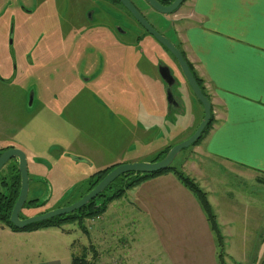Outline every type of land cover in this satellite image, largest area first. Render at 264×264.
I'll list each match as a JSON object with an SVG mask.
<instances>
[{
	"label": "rangeland",
	"instance_id": "rangeland-1",
	"mask_svg": "<svg viewBox=\"0 0 264 264\" xmlns=\"http://www.w3.org/2000/svg\"><path fill=\"white\" fill-rule=\"evenodd\" d=\"M66 1L80 2L79 15L76 9L68 12L71 10L63 8ZM131 1L159 34L177 43L172 17L178 10L172 14H162L151 8L144 0ZM22 6L33 12L26 13L21 9ZM104 6L92 5L89 0H0V76L14 81L10 83L11 85L0 81V144L3 141V146L13 145L12 134L16 129L15 124L23 123L37 108L39 103L29 105L27 96L34 88L39 92L38 78L44 81L45 86L46 77L49 79L54 77L51 82V87L54 89H63L64 83L67 86L71 85L74 74L65 70L57 73L46 70L34 71L37 52L44 51L47 59L70 51L68 49L72 46L67 44L70 43V38L66 33L80 34L82 31L81 27L69 29L68 23L71 22L69 19H73L74 22L79 19L83 23L88 20V13L91 10L100 7L101 13L99 11L94 13L95 20L111 16L112 30L123 35L122 40L127 44V46L120 44L114 47H109L108 44L101 46L107 50L117 51L121 60L119 70L116 71L118 82L113 87L117 93L111 88L96 99L111 104L112 111L101 108L99 115L96 116L95 127L86 128L87 132H91L88 134L91 148L88 149L87 155L91 157L93 165L71 161L66 155L56 166L51 167L45 163L35 165L36 173L39 175L37 178L31 165V169L28 170L27 200L38 197V201L44 202L40 206L31 207L28 203L25 204L20 211L21 217L34 216L72 204L77 198L73 194L80 188L83 190L82 184L87 181L89 175L110 165L113 161L118 163L115 159H119L120 153L127 152L131 159L140 157L152 161V158H156L167 147L174 146L189 137L201 121V119L192 120L191 108H189L187 119L181 121L183 126L180 127L178 124L176 128L170 129L167 131L168 134L158 139L161 129L153 132L150 128L154 124L160 125L165 111V93L158 64L163 63L164 56L167 58L170 56L172 62L174 58L133 18L122 15L121 11H115L113 8L107 11ZM119 31L123 33L120 34ZM92 38H85L90 41L80 40V47L96 51L98 45L102 43L93 41ZM142 50L144 51L142 58L130 74L129 68L134 61L133 51ZM30 59L35 60L32 66ZM82 73H77V77L84 75ZM75 84L71 89L76 87ZM132 87L142 96L140 108L137 106L135 90ZM54 100L50 104L58 110L62 107L60 111L67 117L68 111L66 112L63 101ZM115 103H118L121 110H113ZM85 109L80 114L81 123L93 115L92 111ZM133 145H136V148L130 152ZM156 146L162 149L154 152ZM194 146L181 150L171 164L178 167V161L186 160L188 156L193 155ZM2 173L7 174V169L2 168L0 175ZM246 187L249 189V186ZM254 190L257 191L252 195L254 201L246 197L248 205L246 203L243 205L238 199L232 201L234 205L232 212L235 211L236 225H233L235 231L228 233L226 230H221L220 226L224 238L225 264H264V187L257 185V189ZM131 191L126 190L121 197L111 200L104 212L85 218L79 224L73 222L61 227L41 228L34 231H12L4 226V233H0V264H33L35 261L49 258L66 261L68 255L82 253L90 264H132L131 260L137 256L147 259L148 264H171L174 261L177 264H195V259L202 258L204 264L209 262L210 254L199 245L200 241H208L201 229L189 231L185 226H176L162 215L154 216L153 210L147 211L143 222H140V219L135 220L131 213V211L136 212ZM167 201L172 200L167 199ZM248 206H255L256 211L249 209ZM252 225L255 226V230L250 232ZM243 227L246 232L240 230ZM211 235L213 236L212 232ZM240 242H256L257 247L242 249ZM214 245L217 261V247L216 244ZM71 260L72 256L68 261Z\"/></svg>",
	"mask_w": 264,
	"mask_h": 264
},
{
	"label": "crops",
	"instance_id": "crops-1",
	"mask_svg": "<svg viewBox=\"0 0 264 264\" xmlns=\"http://www.w3.org/2000/svg\"><path fill=\"white\" fill-rule=\"evenodd\" d=\"M177 10V14L172 17L177 40L175 44L209 99L213 114V123L193 147V155L177 163L179 169L206 193L221 230L229 233L235 231L233 225H236L232 201L238 199L243 205H248L246 197L254 201L252 195L257 193L254 189H257V185L264 187V0H186ZM143 53V50L133 51L134 61L129 68L130 74ZM162 58L164 63L172 67L178 81L174 86V95L180 106L169 107L165 94L164 117H161L160 125L150 127L153 132L161 129L158 139L178 124L182 125L181 121L188 117L189 108L192 120L199 121L203 116L202 106L188 88L176 62L166 56ZM120 60L116 53V61L112 62L116 65L115 71L109 70L106 61L105 71L99 70L98 79L103 85L98 95L90 96L84 92L80 99H76L73 107L63 94L52 98L48 96L47 88H44L46 96L38 102L37 108L23 123L15 124L12 143L25 151L33 166L35 178L39 177L35 165L45 163L51 167L56 166L66 155L71 161H77L73 157H79L83 161L77 162L93 165L91 157L87 155L91 148L88 140L91 132H87L86 128L95 127L96 116L101 108L111 110V104L96 99L108 89L116 91L113 87L118 82L116 73ZM162 83L165 93V84ZM133 89L140 108L142 96L136 88ZM142 94L145 96L143 91ZM54 99L63 101L68 111L67 117L60 111L62 107L58 110L50 104ZM114 105V111L121 110L118 103ZM84 108L92 111L93 115L81 123L80 114ZM135 148L136 145H133L130 152ZM76 149L79 151L76 152ZM160 149L162 147L156 146L153 150L157 152ZM119 155V159H115L118 163L113 161L106 167L138 160L147 161L140 157L131 159L127 152ZM127 191L133 193L136 212L131 213L135 220L143 222L147 211L153 210L154 216L162 215L176 226H185L189 231L201 229L208 241H200L199 245L211 256L207 264H217L215 243L206 217L195 196L172 173L147 178ZM167 199L172 201L168 202ZM248 208L256 211L255 206ZM240 230L246 232L245 227ZM254 230L255 226L252 225L249 231ZM4 231V226L0 225V233ZM240 245L242 249L257 247L256 242H240ZM70 256H67L66 261L49 258L33 264H71L68 261ZM131 261L132 264H148V260L140 256ZM194 263L204 264L203 258L195 259ZM171 264L177 263L174 261Z\"/></svg>",
	"mask_w": 264,
	"mask_h": 264
},
{
	"label": "water",
	"instance_id": "water-1",
	"mask_svg": "<svg viewBox=\"0 0 264 264\" xmlns=\"http://www.w3.org/2000/svg\"><path fill=\"white\" fill-rule=\"evenodd\" d=\"M119 1L132 14L136 21L173 56L177 66L179 67L183 75V78L191 89L195 99L202 106V119L196 127L195 131L189 137L177 143L176 145L171 146L161 159L155 161H135L118 164L114 166L89 192H87L84 196H82L80 199L76 200L72 204L64 207H58L56 209L34 216H29L26 218L19 217L20 211L25 202L27 201V195L29 190V175L27 169L26 154L20 148H9L4 150L0 153V170L8 161L16 159L20 175L19 193L12 207L9 218L13 226L18 229H23L28 225L47 220L55 216H62L68 214L83 207L122 174L130 172L149 174L166 169L171 165L174 158L178 155L181 150L192 146L200 138L205 127L209 123V120L211 118V103L203 93L201 86L199 85L197 79L195 78L181 51L170 40H168L163 35L159 34L140 14V12L129 2V0ZM145 1L151 8L162 14H172L184 2V0H172V2L168 5H164L158 0ZM158 71L161 79L165 84V94L169 107L180 106V104L176 102V98L174 95V86L178 84V81L175 77V74L173 73L172 67L168 63H159ZM178 97V100H180L179 102H181L180 96ZM73 159L77 161H83V159L79 157H73ZM42 202L44 201H39V204Z\"/></svg>",
	"mask_w": 264,
	"mask_h": 264
},
{
	"label": "flooded vegetation",
	"instance_id": "flooded-vegetation-1",
	"mask_svg": "<svg viewBox=\"0 0 264 264\" xmlns=\"http://www.w3.org/2000/svg\"><path fill=\"white\" fill-rule=\"evenodd\" d=\"M89 1L92 5H95V4L96 5H105L104 7L108 9L107 11H110V9H112V8L115 11H121L122 15H126L129 18L131 17L136 21V19L132 16V14L123 6V4L119 0H89ZM158 1L164 5H168L169 3L172 2V0H158ZM185 1L186 0H184V2ZM129 2L138 10V8L133 4V2L131 0H129ZM53 4L54 3H52V5ZM63 5H64L63 6L64 9L71 10L68 12L75 11L74 9H76L77 14L79 15V13H80V2H76V1L67 2L66 1ZM97 8H94L93 10H91L90 13H88V20L83 22V23L80 22L79 19H77L76 22H74L73 19H69V21H71L70 23H68V27H70L69 29H78L81 27V31H82L81 32L82 35H81V33L80 34L79 33L71 34L74 32L66 33V35L69 36L68 38H70V43H67V44H70L69 46H72L71 48L68 49L70 51L65 52V54L61 53L57 56L53 55L51 57H48L47 59L44 55V53H45L44 51H40V52H37L35 54V60H36V65H35V69H34L35 72H38V71L42 72V71L46 70L47 72L53 71V72L57 73L60 70H65L66 72H68L70 74H74V75H72L71 85L67 86L66 83H64V88L61 90L54 89L51 87V82L53 81L54 77L52 79H49L46 77V85L45 86L43 84L44 81L38 78V80L40 81V85L37 84L38 88H39V92H37L34 88V89H32V92L30 93V95L28 94L29 96H27V100H28L29 105L34 104L35 102H39L42 98H44L46 96V94L43 92L44 88H47L48 94H49L48 96H50V97L52 96V98L53 97L56 98V97H58V95L63 94L64 97L73 104V107H75L76 99L77 100L80 99L83 96L84 92H88V95L93 96V95H98V91L99 92L101 91V86L103 84L98 79L99 78V76H98L99 70L103 69L105 71V67H106V63H107V64H109L108 68L110 66L109 70L115 71L116 65H114L112 62L116 61V53H117V51H115V50H107V49L102 48L101 46L104 44H108L109 47H114L118 44H120L121 46H127V44L124 43V41L122 40L123 35H119V34H117L118 33L117 31L115 33L112 30V27H111V18L112 17L111 16L110 17L107 16V17L95 20V18H94L95 11H99V13H101V11H102L100 9V7H97ZM21 9L23 11H25L26 13H29V14L33 12L31 9L26 10V8L24 6H22ZM140 14H141V12H140ZM105 31H107V34H105ZM121 33H123V32H120V34ZM89 37H93L91 39L93 41H97L98 43H100V42L102 43V44L98 45V49L96 51H94V49H87V48H81L80 47L81 46L80 40L90 41V39H88V40L85 39V38H89ZM68 38H66V40H69ZM172 43L176 46L175 42H172ZM123 49H127V48H123ZM87 58H88V60H87ZM169 58L171 59L170 56H169ZM35 60L34 59L29 60L31 66L34 65ZM105 61H106V63H105ZM174 62H175V60H174ZM80 71L83 72L84 75L77 77V73L78 74L81 73ZM12 80L13 79H11V78L9 79L7 77L0 76V81L5 83V84L8 83V85H11L10 83L14 82ZM38 80H37V82H38ZM61 80L64 82L63 78H61ZM84 83L88 84V85H85ZM73 84H75L76 87L74 89H71ZM9 148H20V147H16V146H14V144L3 146V141L1 142V144H0V150H2L1 152H3L6 149H9ZM21 150H23V149H21ZM26 158H27V155H26ZM8 164H16L17 165V160L12 159V160L8 161L3 166V168L7 169ZM111 166H113V165H111ZM17 168H18V165H17ZM29 168L31 169V164L27 158V169L29 170ZM32 171L34 172V170H32ZM28 174H29V171H28ZM1 175H3V173ZM84 183L82 184L83 189H84ZM82 191L83 190L80 188L75 194H73V195H76V197H77V198L74 197V198H76L75 201L81 198V197H79V194ZM33 199L39 200V198H33ZM30 200H32V199H30ZM27 201L25 202V204L28 203ZM25 204L23 206H25ZM28 206L31 207L30 204H28ZM19 217L20 218H26V217H21L20 215H19Z\"/></svg>",
	"mask_w": 264,
	"mask_h": 264
},
{
	"label": "trees",
	"instance_id": "trees-1",
	"mask_svg": "<svg viewBox=\"0 0 264 264\" xmlns=\"http://www.w3.org/2000/svg\"><path fill=\"white\" fill-rule=\"evenodd\" d=\"M212 123L213 114L211 111V118L209 120V123L205 127L200 138L192 146L196 145L201 140L203 134H205L209 130ZM169 148L170 147H167L166 149L161 151L157 155V157L152 158V160L155 161L161 159ZM1 151L2 150H0V153ZM114 166L116 165L106 167L91 174L88 177L87 181L84 183V189L79 194V197H82L87 192H89ZM167 172L172 173L176 177V179L195 196L197 202L201 207V210L206 217L209 229L213 234L217 247V262L218 264H225L224 238L221 233L220 226L217 222L216 215L212 209L211 204L208 201L206 193L195 183L193 179H191L178 167L173 166L172 164L164 170L149 174L133 172L122 174L113 182H111L101 193H99L95 199L90 200L85 206L62 216H55L47 220L33 223L23 229H18L13 226L9 219L12 207L19 193L20 175L16 164H8L7 174H3L0 176V225L8 227L12 231H34L41 228L61 227L67 223L73 222H77L79 224L85 218H90L104 212L107 204L111 200L121 197L126 190L140 184L142 181L149 177L158 176ZM27 202L31 206H40L43 204V202L39 204V201L37 199L28 200ZM71 256V264H90L86 259L84 253L80 255L72 254Z\"/></svg>",
	"mask_w": 264,
	"mask_h": 264
}]
</instances>
